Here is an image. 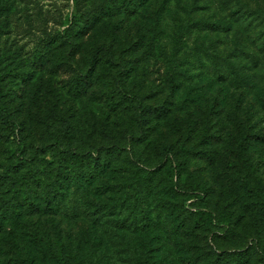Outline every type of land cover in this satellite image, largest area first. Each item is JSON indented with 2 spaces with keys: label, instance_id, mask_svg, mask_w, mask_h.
Wrapping results in <instances>:
<instances>
[{
  "label": "rangeland",
  "instance_id": "obj_1",
  "mask_svg": "<svg viewBox=\"0 0 264 264\" xmlns=\"http://www.w3.org/2000/svg\"><path fill=\"white\" fill-rule=\"evenodd\" d=\"M0 87V264H264V0H0Z\"/></svg>",
  "mask_w": 264,
  "mask_h": 264
},
{
  "label": "trees",
  "instance_id": "obj_2",
  "mask_svg": "<svg viewBox=\"0 0 264 264\" xmlns=\"http://www.w3.org/2000/svg\"><path fill=\"white\" fill-rule=\"evenodd\" d=\"M122 3L123 0H120ZM115 7L112 4H106L102 6V9L107 8L108 10H112ZM81 19V15H79L76 18H73L68 27H66L61 35H60V40L64 44H69L70 41L72 40V37L75 36L80 29L76 27H72L74 22H78ZM162 111H166L163 107H153L152 105H148L143 103V98L138 97L135 99V115L137 122L139 123L142 131H144V128H146V125L148 124V121L150 120L151 114H159ZM11 110L6 104V101L4 99V94L3 91L0 87V116L2 118H5L7 121H10L11 117ZM62 142L58 141L54 143L53 149L56 151L54 156L59 157L61 159L63 156L71 154L73 157H77V154L73 151V149L69 150H63L61 149ZM23 147L20 145L19 149H22ZM169 151L166 156L170 155V149H167ZM62 156V157H61ZM88 160L92 162V167L98 171L101 170L103 167V161L101 160L100 155L94 156L93 153L89 152V158ZM31 163L27 159V157H22L17 159L16 163H12L7 170L4 171V173L0 174V182L10 180L12 183H15V178H16V172L19 170V168L24 167V166H30ZM237 181V187L241 190L243 193L246 202L245 206L249 208L250 210H254L256 214V219L261 222V224L264 225V196L254 189L253 187L242 183L240 179H236ZM48 190L52 192L53 194L54 191L57 192V183L53 182L48 185ZM205 191L203 187H200V189L194 190V191H189L187 194H185V207L189 209L190 211H199L200 213L204 212L203 209L196 207V205L193 203L196 199H202V196L204 195ZM216 222V221H215ZM219 254H216V257H214L212 260L209 261V264H220L221 259L225 258L227 263H229L232 260V257H219ZM245 257H238L239 262H242V260ZM148 262V260H147ZM147 264H151L148 262Z\"/></svg>",
  "mask_w": 264,
  "mask_h": 264
}]
</instances>
